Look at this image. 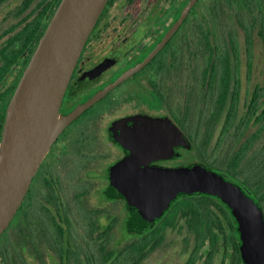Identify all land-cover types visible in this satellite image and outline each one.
I'll return each mask as SVG.
<instances>
[{"label": "flooded vegetation", "instance_id": "af4514ba", "mask_svg": "<svg viewBox=\"0 0 264 264\" xmlns=\"http://www.w3.org/2000/svg\"><path fill=\"white\" fill-rule=\"evenodd\" d=\"M188 1H107L78 55L59 111L66 114L104 88L113 86L63 128L30 183L25 196L30 191L35 203L42 201L41 196L49 190L44 181H51L53 196L60 207L57 209L51 203L53 200L46 205L48 212L57 217L12 218L0 236V264H22L7 262L18 261L20 253L25 254L26 264H113L114 249H120L136 237L137 231L127 230L131 213L126 200L109 193L111 167L130 155L123 144L130 140V133L132 138L147 133L151 140L157 141L162 132L158 127L165 124L176 127L190 144L193 142L195 7L199 0L189 7L158 51L140 68L130 70L158 45ZM58 2L0 0V136L6 106ZM238 78L240 86L239 73ZM184 149L189 148L176 145L178 156L156 158L149 164L176 166L175 159ZM253 151L252 146L248 153ZM210 169L237 184L264 215V207L258 202L257 183L250 185L227 172ZM59 174L66 175L64 186L74 190L69 199L58 180ZM75 210L82 212V218H72ZM154 218H177L183 224L181 229L178 225L166 227L162 243L156 249L165 248L169 242L166 240L168 229H175L183 234L182 252L187 257L182 264H203L206 254L197 263H190L189 257L198 230L211 229L219 236L218 248L207 247L211 241L206 236L199 252L208 249L214 252L209 264H230L232 242L226 243L224 235L237 232L239 239V232L232 209L217 196L200 191L184 193L170 200ZM208 218H215L216 222L208 224ZM187 219L190 224L186 223ZM119 223L121 236L115 240L114 231ZM127 237L130 239L123 242ZM146 258L142 256L140 264H145Z\"/></svg>", "mask_w": 264, "mask_h": 264}, {"label": "water", "instance_id": "95a60500", "mask_svg": "<svg viewBox=\"0 0 264 264\" xmlns=\"http://www.w3.org/2000/svg\"><path fill=\"white\" fill-rule=\"evenodd\" d=\"M108 0H59L24 67L6 106L0 136V236L6 229L52 143L82 110L105 93L104 88L70 112L59 106L78 55ZM156 47L130 71L144 65L177 28L190 6ZM151 140L140 133L123 142L130 155L111 167L109 193L123 197L131 216L127 228L140 231L187 192H206L223 200L236 217L243 264H264V215L241 188L204 164L154 166L156 158L178 156L176 145L191 144L176 127L165 126ZM148 136V137H147ZM152 138L156 136L150 133ZM132 138V139H131ZM140 138V139H139Z\"/></svg>", "mask_w": 264, "mask_h": 264}, {"label": "trees", "instance_id": "16d2710c", "mask_svg": "<svg viewBox=\"0 0 264 264\" xmlns=\"http://www.w3.org/2000/svg\"><path fill=\"white\" fill-rule=\"evenodd\" d=\"M231 11L235 12L238 23L244 29L248 69L251 65V26L253 25H259L258 34L262 39L264 52V0H212L211 8H208L207 15L204 12L196 14L195 10L196 35L198 30V33L200 31L205 36H202V39L200 38L202 41H199V45L195 44V82L193 93L195 136L193 142L196 144L198 163L213 168L218 172H227V174L232 177H237L244 183H250V185L257 183L258 202L260 205H263L261 198L264 192V162L258 161L257 154H254V152L250 154L248 151H250L251 147L264 134V71L262 83L254 86L250 98L245 104V114L241 118H237L240 93L238 78L240 56L237 41L234 36L235 33L232 30H228L226 39H220L215 32V26L222 24L226 16L230 17ZM206 34L208 35L206 36ZM200 47L199 52L198 49ZM199 56L203 59L200 67L198 63ZM195 67H197L196 70ZM223 116L224 121L221 133L229 134L232 132L231 130H235L234 135L239 139L235 140L232 150L222 160L221 157L216 156L215 151L207 152L213 132ZM249 126H254L255 129L249 134H245ZM200 130H202L201 135ZM199 136H201L200 139ZM242 136L247 137L242 139ZM244 160L247 161L242 164ZM44 182L49 190L41 196L42 201L37 202L35 200L36 202L34 203L32 193L29 191L13 218L57 217L56 214L48 212L46 202L53 200L51 203H55L57 209H59L60 203L58 202L57 204L56 198L53 196L54 188L52 187L51 181L46 179ZM57 214L60 215V212L57 211ZM114 219L115 221L117 220V218ZM189 221L190 219H187L186 223L190 224ZM217 221L221 223L220 220L217 219ZM213 222H216L215 218H208V224ZM177 225L179 229L183 225L182 223L179 224L177 218L176 220L173 218L152 219L145 226L146 228L144 227L143 230L137 231L136 237L123 244L120 249H114L115 259L123 257L124 262L122 264H140L142 256H148L161 245L163 230L168 226L174 227ZM203 229H199L198 233H196L194 249L189 257L190 263L199 262L203 254L207 256L203 264H209L211 262V257L214 253L212 250L208 249L205 252H199V247L202 246L206 236L211 241L207 247L211 249L218 248L216 245V242L219 241L218 234L211 229H204L205 231ZM22 230L25 229L22 228ZM187 239L186 237V242ZM22 240L26 241V238L23 237ZM224 240L226 243L232 242L233 252L229 263L243 264L239 254L237 232H235V235H224ZM19 256L20 259L18 261L14 259L7 262L26 264L25 254L20 253Z\"/></svg>", "mask_w": 264, "mask_h": 264}, {"label": "rangeland", "instance_id": "374dc122", "mask_svg": "<svg viewBox=\"0 0 264 264\" xmlns=\"http://www.w3.org/2000/svg\"><path fill=\"white\" fill-rule=\"evenodd\" d=\"M212 0H200L195 7L196 14H200L204 12V14H208V8H211ZM230 17L225 18V21L222 24H217L216 27V35L220 37V39H226L227 31L232 30L235 34V38L237 41V48L239 50L240 61L238 65V73L240 76V93H239V104H238V112L237 118H241L243 114H245L246 107L245 104L248 102L252 90L256 84L262 83L263 71H264V52H263V42L258 34L259 25L251 26V35H252V55H251V65L248 69L247 64V56L245 49V41H244V29L241 24L238 23L236 19V15L234 11H231ZM256 14V13H255ZM257 15V14H256ZM248 19V18H247ZM243 21V20H242ZM246 22V21H245ZM200 35L202 39V32L197 30V35ZM195 44L199 45V36L197 37ZM202 40H200L201 42ZM201 45V44H200ZM201 47L198 49L200 52ZM201 56L198 57L199 67L202 64ZM197 67H195L196 70ZM238 121V119H236ZM224 121V116L221 118L220 122L217 124L213 136L210 140V145L208 146V152L215 151L217 157H221L222 160L228 155L227 153L232 150L233 143L235 140L239 139L234 135L235 130H231L232 132L229 134L221 133L222 124ZM254 126H249L248 130L245 131V134H249L252 130H254ZM202 134V130H200V135ZM201 136H199L200 139ZM264 134L257 140V143L254 144V154L258 155V161L264 162ZM197 149L196 144L191 142V147L187 150H182V153L175 160V165H186L193 162H198V158L196 156ZM58 180L65 185L66 175L59 174ZM64 193L67 199L74 193V190L70 186H64ZM264 195V192L262 193ZM70 204V203H69ZM263 207H264V199H263ZM73 209L75 205H72ZM71 206V208H72ZM72 218L80 219L82 218V212L79 211L76 213V210L73 214H71ZM121 219V218H120ZM77 230H79L77 228ZM168 233L166 234V240H169L168 244L165 245L163 249H155L152 251L146 258L145 264H182L187 254L182 252V247H185V244L182 241L183 234L178 233L175 229H168ZM121 236V228L120 223L115 227L114 238L117 240ZM130 237L123 239L122 241L129 240ZM124 262V258L120 257L114 260L113 264H122ZM226 264H228L226 262Z\"/></svg>", "mask_w": 264, "mask_h": 264}]
</instances>
